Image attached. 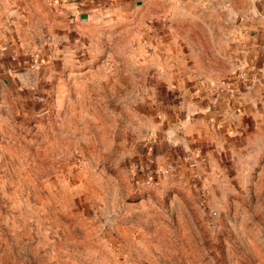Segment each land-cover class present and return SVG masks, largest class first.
Instances as JSON below:
<instances>
[{
  "label": "rangeland",
  "instance_id": "374dc122",
  "mask_svg": "<svg viewBox=\"0 0 264 264\" xmlns=\"http://www.w3.org/2000/svg\"><path fill=\"white\" fill-rule=\"evenodd\" d=\"M25 26L21 56L51 60L0 79V264H264V177L218 192L188 172L147 183L151 70L102 60L129 53L124 35L70 49L80 63L60 75L38 19Z\"/></svg>",
  "mask_w": 264,
  "mask_h": 264
},
{
  "label": "crops",
  "instance_id": "0c3cea01",
  "mask_svg": "<svg viewBox=\"0 0 264 264\" xmlns=\"http://www.w3.org/2000/svg\"><path fill=\"white\" fill-rule=\"evenodd\" d=\"M35 18L56 47L60 75L74 74L67 65L80 63L73 53L70 59V49L77 52L98 34L116 33L127 38L130 51L103 62H118L127 77L124 65H133L129 70L139 80L151 70L147 85L158 115L141 172L183 163L180 174L192 173L217 192L262 182L264 0H0L5 83V75L32 63L19 53L15 34L33 31L24 25ZM44 59L48 65L50 54ZM191 159L196 168L187 166Z\"/></svg>",
  "mask_w": 264,
  "mask_h": 264
},
{
  "label": "built area",
  "instance_id": "2783aa9c",
  "mask_svg": "<svg viewBox=\"0 0 264 264\" xmlns=\"http://www.w3.org/2000/svg\"><path fill=\"white\" fill-rule=\"evenodd\" d=\"M40 56L36 55L31 63V67L33 69H39L40 68ZM246 74L245 72L241 73V79H245ZM151 138L155 139L154 133H151ZM197 156H200L201 153L200 151H197ZM187 166L190 168H196L198 166V162L195 160L193 161L192 159L187 163ZM184 164L183 163H173V164H168L166 166H159L157 167L153 172L146 173L148 176L147 178V183L150 185L152 182H155L154 180L159 177V176H171L180 173L183 170ZM157 176V177H156Z\"/></svg>",
  "mask_w": 264,
  "mask_h": 264
},
{
  "label": "water",
  "instance_id": "95a60500",
  "mask_svg": "<svg viewBox=\"0 0 264 264\" xmlns=\"http://www.w3.org/2000/svg\"><path fill=\"white\" fill-rule=\"evenodd\" d=\"M81 19H82V20H86V19H87V15H82V16H81Z\"/></svg>",
  "mask_w": 264,
  "mask_h": 264
}]
</instances>
